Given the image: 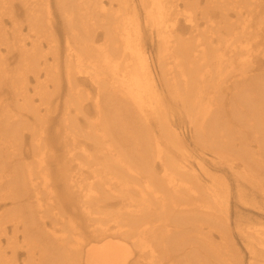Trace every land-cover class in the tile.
Masks as SVG:
<instances>
[{
  "label": "bare ground",
  "instance_id": "1",
  "mask_svg": "<svg viewBox=\"0 0 264 264\" xmlns=\"http://www.w3.org/2000/svg\"><path fill=\"white\" fill-rule=\"evenodd\" d=\"M256 15L264 33V0H0V264L225 263L227 186L217 174L201 181L186 138L216 156L211 164L240 169L264 201ZM144 36L156 41L157 64ZM61 83V130L50 131ZM116 208L123 216L109 215ZM246 244L264 264V233Z\"/></svg>",
  "mask_w": 264,
  "mask_h": 264
},
{
  "label": "rangeland",
  "instance_id": "2",
  "mask_svg": "<svg viewBox=\"0 0 264 264\" xmlns=\"http://www.w3.org/2000/svg\"><path fill=\"white\" fill-rule=\"evenodd\" d=\"M50 5H51L52 10L54 11V7H53L54 2H50ZM199 8H201V6L197 8V12H199ZM211 10L213 9H208V12L210 16L212 17L213 15H216V10L214 12H212ZM257 18H259L258 15H256L252 20V24H254L253 30L256 32L257 42L256 44L250 45V49H252V53L253 51H255V54H257L256 53L257 50H260V51L264 50V46L262 45L264 43V37H263L264 33H263V30L262 31L258 30L260 28V25L255 24V22H257ZM262 18L263 17H260V21L263 22L264 24V21ZM200 24L202 23L200 22ZM7 26L8 25H6V27ZM56 27L57 29L59 28L58 33L60 34L61 24L58 23ZM186 33H187V30H186ZM143 40H144V47L147 49L148 53H150L151 57H153L152 63H154L155 61L154 53H155V48H156V41L154 42L153 38H150L149 36H144ZM58 53H59V60L65 62L63 51H60ZM13 57H15L14 54H13ZM258 60H259L258 62H263L262 61L263 59H258ZM51 62H52V59L49 58L48 63H51ZM13 63H15V60L11 61V64ZM154 64H157V63H154ZM263 65L261 69L264 68ZM60 67H62V65L59 62V65H57V69H59ZM233 67L234 69H239V66L234 65ZM61 71L63 72V69H61ZM154 71L155 72L157 71L156 73L157 75L160 74L157 65L156 67H154ZM62 72H60L59 74L62 75L63 74ZM40 76L42 78L41 80H43L42 73L40 74ZM54 76L55 75H53V77ZM84 83L87 84L86 85L87 87L88 85H90L89 83H87V81H85ZM33 84L34 82L30 83V85H33ZM53 86H54L53 82L49 81L48 89L50 91L51 90L53 91ZM57 86H58V94H55L54 99L58 103V106L56 108H51V112L55 111L56 114L53 115V118L50 122V125H49L50 131L54 130L55 126H59V131L61 130L59 116L61 115V112L64 107L62 103H63V99L65 97L66 92H65V86L63 83H61V85L57 84ZM90 87L94 88L93 86H89V88ZM157 89L160 91V94H161L160 98L165 97L166 92H164L162 88L160 89V86H157ZM91 93L93 95L94 91L92 90ZM168 101L172 102L169 100V98L161 99V102L163 105L162 108H163V111L167 113L169 123L177 127V129L180 127L182 128L183 125H181V122H179L180 120L179 117H181V115L178 114L179 110L178 111L176 110L178 106L177 105L172 106L171 103H169ZM178 105L180 106V104ZM90 117H91V114H87V113L84 115V118H82L81 116H78L77 123L79 126H81L80 128L82 129L83 132H86L88 129V120L90 119ZM186 141L188 142V145L186 146V150H187V153L191 156L189 161L193 165V167L196 169V172L200 175L201 181L202 182L208 181L207 183H209V179H208L209 177L207 175L211 176L212 174H217V176H219V178L224 182V186L225 187L227 186L225 189H227L229 197L225 201L224 206L226 208V211L223 213V215H221L222 217L221 221L224 223L226 222L228 224L227 228H225L224 226V232H225V235L229 236L232 239L233 246H231L230 251L227 253L228 255L226 258L227 261L225 263L219 262V264H232L229 261L230 256L234 258L235 260L234 264H253L254 262L252 261L253 258L250 256L251 248L247 246L246 242H247L248 235L251 234V232H254L255 230H259L260 232L264 233V201L260 197L255 196L254 197L255 202H254V200L252 199L253 198L252 196L256 195V190L250 189V187L248 186L250 184L248 182H246L245 180L239 179V174H236V172L239 173L240 169L231 170V168H229L228 166H225L224 162H221L222 165L211 164L212 161L216 158L215 155L211 154L204 147L200 149L196 147L195 145L191 144V142L188 141L187 138H186ZM52 147H53L52 148L53 152L56 151L53 157L55 156L61 157V146L55 145ZM175 154L177 153L175 152ZM48 162L51 163L50 159L48 160ZM197 162L202 163V166H201V168H203L202 171H201V168L197 166ZM51 168L53 170L55 168V166L52 165V163H51ZM141 179H145V177H141ZM50 181H51L50 183L58 184L56 175L52 171L50 172ZM142 182H144V180H141L140 182L137 183V186L139 187L138 189L142 188V185H141ZM58 189L59 188H56V190ZM138 189H134V190H138ZM239 190H241L242 194H240ZM110 201L114 202V200L113 201L110 200ZM104 202H109V201L105 200ZM118 206L119 205H117V207ZM7 208H8V205L4 208H1L0 211L5 210ZM109 210H110L109 215H112V211H115L118 214H121V216H123V211H121L118 208L113 209V210L109 209ZM104 212L107 213L108 211L104 209ZM76 223L82 224L80 227L81 230L86 228L84 217L77 216ZM208 227L211 229V231H213V229L210 226ZM186 228H189V227L186 226ZM218 228L220 229L222 228V226L219 225ZM211 234H212L213 242H215V245H218L219 243L218 237L216 236L215 233H211ZM195 248H198V247L196 246ZM252 249L255 250V248H252ZM201 252H203V250H201ZM255 253L256 255H258L257 252ZM210 264H217V263L212 262Z\"/></svg>",
  "mask_w": 264,
  "mask_h": 264
}]
</instances>
